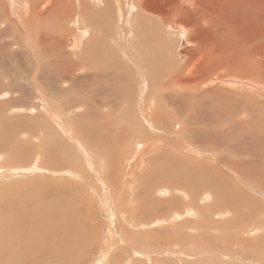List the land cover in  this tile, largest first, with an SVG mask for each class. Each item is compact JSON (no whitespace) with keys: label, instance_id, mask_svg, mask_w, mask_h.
I'll list each match as a JSON object with an SVG mask.
<instances>
[{"label":"rangeland","instance_id":"374dc122","mask_svg":"<svg viewBox=\"0 0 264 264\" xmlns=\"http://www.w3.org/2000/svg\"><path fill=\"white\" fill-rule=\"evenodd\" d=\"M30 1L34 3H31V6L36 5L37 8H48L49 6V4H46L47 0ZM65 1L66 5H69L70 3L74 4V0ZM78 1L81 0H77L76 3ZM85 1L93 3V0ZM164 1L151 0V3L154 4L153 7L162 6L160 3H163ZM121 2L122 4L128 2L127 4L130 3L132 7L134 6L131 0H121ZM193 2L195 7L196 5L198 6L196 7L198 10L195 8V10H192L195 13L198 12L196 18H193L190 13L191 18L196 24L193 33L190 36L194 42L193 40L191 41L187 37H184L178 27L173 29L170 26H167L164 31H167L168 35L162 33L163 37L159 34L153 36L156 34V31H152V34H150L147 29L154 28V23L150 24L149 27V25L143 23L144 20L141 18L138 20L134 18L132 20V24L135 20L137 21L138 27L137 25L135 27L134 24L133 26L136 28L137 33L139 32V34H142L141 38L140 36H137V38H139V43L143 44V50H145L143 55L144 58H148L145 62L151 63V65L148 63L147 69L144 70L149 73L147 77L150 76V78L143 82L139 80L140 75L137 76L138 74L135 73L134 70L131 73L128 71V68L131 70L134 62L129 63L130 61L126 60L125 63L119 56L120 54L123 55L125 53L123 51L122 53L120 52L121 48L125 45L121 44L124 46L120 45V47H118V45H113V43L105 44L104 39H101V37L97 35L102 25L96 23L93 24L92 21L87 22L83 18L81 20L80 16L75 11L72 12V15L69 14L70 7L74 5L66 7L68 14H65V17L68 24L65 28H62L51 19L37 16L34 10L31 9L32 12L29 11V4L24 6L25 0H3L2 10L3 12H9L12 20L18 19L14 15L15 12L12 11L14 8H17L20 14L23 13V18L27 17L25 26L29 24L30 21L28 19L31 16V32L32 30L39 31L43 27V29H47L48 32L52 30L50 32L52 33L51 36L57 37V39L61 40L60 43H56L55 40L46 42L45 44L46 47H48L47 49H49V54L46 57L45 54L43 56L51 60V62L54 61L56 66H58V70L59 68L63 69L60 70L63 77L69 78L71 75L72 77H77L75 80L76 83L74 82L72 84L69 80L64 79L66 82L69 81V83L61 84L63 90L66 91L57 95L60 100L58 103L62 108L57 105L55 108L58 113L62 114V119L67 122L68 125L72 124L75 126L80 123H86L87 132L90 131L91 128L89 129V127H92V124L93 127H107L105 130H116L119 142L114 145V143L110 141L104 144V146H100V143L95 140L93 142H97L100 146V148H97V143L94 144V147V145L92 146V144L88 142L91 146L88 147L87 145L89 144L86 145V141L84 142V145L86 148H91V151L87 149V153L84 149V153H81L68 136H66L67 134L60 129L61 127L59 126L60 124L58 121H54L56 119H53L52 117L47 118V109L44 108V110L42 107L44 102L45 104L48 101H51L53 104L55 103L57 100L55 92L52 93L49 90L46 92L44 91L46 97H42L40 92H36L35 90H33V93L31 92L30 96L23 95L18 90V80L14 84L17 87V89L16 87L14 89L18 91L13 89V92L10 88L8 89L9 91H6V86L9 87L8 82L10 79L0 78V103L3 104L7 102V99L9 100L13 98L18 100L15 102L17 103L16 106L29 107L27 110H19L15 112L4 108L6 106L8 107V105L4 104L2 105V108L5 110L1 109L0 111L2 112L1 115L7 119L9 118V120L12 119L11 121H17L16 123H7L8 125L0 124V142L3 141V146H0V225H4L6 219L16 220L15 225L8 226V229H4V232H0V264H20L21 262L22 264H36L37 260H41L45 255H48L45 253L39 259L34 260H31V256H25L24 260L23 256L25 255V252L23 250L15 251L10 244L12 236L15 237L19 232L21 235L24 234L26 236H31V234H34V230H30V223L32 226H34L35 223L40 226L42 223L46 224L49 219H56L55 217H51L53 205H57L56 207L58 208L56 209L64 208L63 205L67 206L68 204H70L68 207L75 206V203L70 202V199L73 198L75 199V202L77 200V207L75 206L74 208L78 211L76 209L74 210L80 218L79 220L83 222V226H88L86 229L87 233L83 234V241L80 240L77 243L72 244L71 248H74L70 249L74 254L69 250V255L66 258L61 257L59 261H55L56 258L48 257L46 260L44 259L45 264L59 262L61 264H115L117 261L122 260H125L126 262L129 258H132L133 261L137 259L136 261L138 262H136V264H153L156 258V261L159 262V264H264V0H230L229 2L225 0V3H222L223 5L214 0H193ZM187 5L188 4L186 3V6ZM136 8L133 7V11L131 10L132 15L137 12L134 11ZM166 8H168L167 5L165 9ZM122 11L123 9L121 11L113 9V12L117 13ZM24 12H26V14ZM199 14L207 15V17H205L206 15L204 16L205 21L198 22L197 17L200 16ZM216 16L217 19L215 20L214 18ZM220 16L222 18H220ZM3 17L4 15L0 13V31L4 30L2 37H0V45H2L4 40L6 41L5 43H9V46L6 48L7 52L24 51L25 46L21 47L20 43L16 44L17 41H23L20 35L21 33L19 34L18 29L13 25V21H10L11 18L8 19L7 17ZM86 17L90 18L89 14H86ZM4 19H8L9 21ZM218 20H221L222 22H219ZM21 22L22 19L20 18V22L17 21V24L21 26ZM170 23L182 25L185 28L187 27L176 19L172 20ZM224 23L227 24V26H225ZM86 24L91 26V28L93 27V29H96L95 32L97 33L90 40V48L88 47L87 49L89 53L91 52L89 59H93L96 66H94L92 70L80 71V73L76 75L74 67L79 64L83 65L86 62L80 63L77 59V53L80 52V49L76 53L78 45H76L77 41L75 37L80 33L79 28L84 27ZM108 24L111 25L110 28L117 29L113 26L116 23ZM217 24L220 25V27ZM139 25L141 27H139ZM129 27L126 25L125 29H128ZM49 28L52 29L49 30ZM121 30L124 34V28L121 27ZM143 30H146L145 33H143ZM69 32L70 34L68 37ZM71 32L73 33L71 34ZM164 35L168 36L169 39L165 38ZM119 36L120 37L117 38L123 40V35L120 34ZM124 36L125 42L129 43L130 39L128 35L126 34ZM161 38L166 39V41L168 40V44L164 45V50L158 49V44L160 43ZM63 39L66 40L62 41ZM70 40H74V43H70ZM204 40L209 41L210 45L216 48V59L218 61L217 66L213 67V71L209 70L208 72L201 74V76L198 72L194 75L197 77L199 75L198 78L203 76L202 78L206 80L205 84H203L204 86L193 87L192 89L183 91L178 90L171 85L169 87L162 85L163 80H167L176 68L178 69V67L184 66V68L186 67L185 69H188L194 63L195 56H193V51L202 49L205 46L202 44L205 42ZM199 41H202V43L198 44ZM42 44V41L35 39V47H41ZM96 44H98L97 47L99 48V54L97 56H92L94 55L92 47H95ZM106 45L114 46L112 51L113 54H111L112 52L109 50H106V52H108V56H114L111 61L113 60L115 63L113 62L110 64V61H106L108 58L103 55L105 51L104 46ZM50 47H54L55 49L52 48L51 50ZM60 49L63 51L61 52ZM188 51H190V53H187ZM69 54H73L75 58L68 63L69 66L66 67L64 61L67 60L66 56L70 57ZM31 56V58H35L38 54L35 56L31 52ZM21 58L22 57L20 56V59ZM178 60H180V65L177 64ZM222 65L223 69L221 70ZM110 66H115V68H110ZM245 66L251 68L253 75L243 76L241 74H234L236 70L244 68ZM96 67L104 68L105 71L98 74ZM227 70H229V73ZM50 71L58 73L53 67H50ZM119 72L120 74H118ZM209 72L212 74H208ZM92 74H94L93 80H89L87 75ZM188 74L191 73L189 72ZM152 77L155 80L154 82ZM22 81L23 83H21ZM22 81L20 82L21 84H24V82L27 83L26 80ZM28 84L29 81L25 85L28 86ZM4 85L6 86L4 87ZM182 92L188 93L182 94ZM14 95H18V98L21 96L20 99H22L23 102L21 103V101L17 97L15 98ZM63 96H65V98ZM176 98L179 99L176 100ZM107 100L110 101V103H106ZM34 105H38V107H35ZM150 107L153 110L159 111V115L163 119L161 120L160 118L158 122L160 121L162 124H157L152 120L153 123L149 125L147 121H145L143 115L150 117ZM109 108H113L111 112ZM42 109L45 112H43ZM56 110H53L55 115ZM3 111L6 112L4 113ZM12 112L14 113L10 114ZM48 112L50 113L51 111ZM86 112L89 116L83 118ZM36 114L40 117L35 116ZM8 115L11 116L9 117ZM41 116L42 120L40 121L39 119H41ZM110 118L112 121H110ZM54 123L57 124L55 125ZM11 124L15 125L12 130L15 135L10 138L7 136L6 130L8 129V126H12ZM51 124L54 125L59 134H61V137L59 136V138L55 139L56 141H59L56 142L58 145L49 136L52 134L50 127L55 129ZM89 124H91V126ZM143 124H145V126H143ZM17 126L22 128L17 129ZM38 127L39 129H37ZM181 127L184 129H180ZM1 131L5 133V137L2 136ZM35 132L37 134H35ZM118 132L120 134H118ZM27 134L30 135V139H28L29 137L27 138ZM81 134L83 135L84 133L81 132ZM16 135L17 137L14 138ZM36 135L42 137L41 141L46 143L49 142L48 144L52 149H49L48 156L40 154L42 148L38 147V143L41 141L38 142L37 138L31 139V137ZM86 135L87 137L89 136L85 132L84 139L86 138ZM2 138H4V140ZM82 139L83 137L79 138L80 141H82ZM84 139L83 141H85ZM157 142L158 145H160L159 150L162 152L163 150H165V152L167 151V156L170 158L181 159L182 154L185 153L194 161L193 166L198 167V173L202 174V176L199 174L194 175L197 179V182L194 184L199 187L197 191L200 192L195 190V192L191 193L188 189L183 190L181 188L178 189V187L169 186L168 184L170 183L158 178V176L150 175L151 179H149L151 169L155 168L154 166L160 167L162 163L169 167L168 171L163 172L165 176H173L175 170L182 171L184 169V166L182 165L183 163L171 164L169 162H164L162 155H159L160 158L156 159V163L151 165L152 160L157 156V152H155L156 147L149 153L144 154V160H141L142 155L140 153H145L151 148L150 145L155 144L154 146H156ZM138 143H142L143 147H137ZM23 146H27L26 149ZM144 147H146L147 150ZM99 149H102V151ZM103 149H105L106 154L103 153ZM137 149L140 150L139 154H135ZM171 149L174 150V152H172ZM65 150L67 151L65 152ZM89 158L92 159L96 166H88L90 165ZM219 160H221V162H215ZM110 162L113 164L111 165ZM187 163L184 164L188 165ZM215 163L218 167L214 165ZM178 165L180 167H178ZM65 171H67V173ZM96 171L98 172L97 175H95ZM118 171L119 173L112 177L113 180L116 178V181L113 182L118 189L125 188L124 193L130 192L126 193V200L129 202L131 201L136 208L144 201L143 199V201L138 204V198H146V194L151 196V200H153L152 195H156L159 199L164 201L168 200L165 203H170V205L166 206V204L160 203L161 205H159L158 210L156 209L157 212L155 210V213L153 214L154 219L148 221L144 220V223L140 219H136L139 223L135 219H129L127 215V220L118 219L117 211L113 214L114 218H111L109 208L110 202L105 199L109 198V196H107L108 192H111L110 198L114 195L111 191L113 189H109L106 183L105 187H103L99 183L100 180L98 177H104L108 182L109 178L112 176L111 173L116 174ZM210 171H213V173ZM204 173L207 175L210 173L211 176L216 178H213L216 182L215 186H212L211 188L205 186L208 184H205L202 181L204 179ZM121 174L123 176H121ZM59 175L60 177H58ZM76 175L80 178H77L78 176L76 177ZM117 176L119 177L117 178ZM197 176H199L200 180ZM124 178L126 180L125 187L122 186ZM223 178L224 180H221ZM132 179L136 182L130 184L129 180ZM145 179H148L149 186L151 187H149V190L147 191L148 193H143L146 191V186L143 184L146 181ZM217 180L219 183H217ZM200 182H203L201 186L203 185L206 188V191L205 188L202 187L204 190L203 192L200 187ZM187 185L189 186V184ZM62 186L66 189L69 188L70 190L68 189L66 191ZM99 187H101V189H98ZM175 188L177 189L175 190ZM212 188H214V191ZM36 189L39 191L38 193H36ZM142 190L143 192H141ZM132 191L135 193L133 194ZM136 191L138 192L136 193ZM211 192L215 193L212 194ZM190 193L194 195L191 199L189 198ZM28 195L29 199H32L33 201L26 199ZM218 197H220V200H216L217 204L214 201ZM177 198H179L180 201L175 200ZM170 199L172 200L170 201ZM173 200L175 201L173 202ZM203 200L205 204L203 203ZM36 201H38L37 203L39 204H37ZM211 201L215 203H213L214 206H212ZM149 202L148 204L146 203V207L147 205H152V203ZM189 203H191L190 207L192 208L189 217L180 218L178 214L184 213V208L188 207L187 204ZM114 206H116L115 202L113 208ZM175 208H177V210ZM193 208L197 209L194 211ZM204 208H208L210 211L205 214L206 210H204ZM13 211L16 213L12 218L5 216L7 212L13 213ZM21 211L25 213V216ZM19 213L21 215H19ZM177 215L178 219H176ZM3 216L6 218L3 219ZM29 218L31 219V222ZM42 227L43 226H40V228ZM27 229L29 232H26ZM5 235L10 236L9 241L3 239L6 237ZM130 242L133 243V246ZM80 244H82L80 246L81 248L79 247ZM113 247L114 249H111ZM148 248H150L149 251H147ZM66 250L68 251V249ZM110 250L112 253H109ZM26 253L30 254L31 252ZM191 257L194 258L191 259ZM14 258L18 259L15 260ZM157 262H155V264ZM116 264H118V262Z\"/></svg>","mask_w":264,"mask_h":264},{"label":"bare ground","instance_id":"6f19581e","mask_svg":"<svg viewBox=\"0 0 264 264\" xmlns=\"http://www.w3.org/2000/svg\"><path fill=\"white\" fill-rule=\"evenodd\" d=\"M46 1V0H45ZM76 1L77 0H74L73 2H74V4H72V3H70L69 5H66V1L65 0H47V3L46 4H49V6H48V8H44V7H40V8H37L36 7V5H32L31 6V3L32 4H34L33 2H31L30 0H25V4H24V6L26 5V4H29V11H31V9L32 10H34L35 11V13H36V15L37 16H39V17H45V18H48V19H51L52 21H54L56 24H58V25H60L62 28L64 27H66L67 26V24H68V22L66 21V17H65V14H68L67 13V10H66V7H70L71 5H74V6H71L70 7V15H72V12L73 11H75L79 16H80V18H81V20H82V18L85 20V21H87V22H93V24H99V25H102L101 27H100V29H99V32H98V34L95 32V30L96 29H93V27L91 28V26H89L88 24H86L84 27H81V28H79V31H80V33L75 37L76 38V41H77V44L76 45H78V49L76 50V53H77V51L80 49V52H78L77 53V55H78V60H79V62L80 63H85V64H79V65H77V66H75L74 67V71H75V74L77 75L78 73H80V71H85V70H92L93 68H94V66H96V63H95V61L93 60V59H89V57L91 56L90 54H91V52L89 53L88 51H87V49H88V47H89V45L91 44V42H90V40L92 39V37L95 35V34H97L99 37H101V39H104V41H105V44H111V43H113V45H118V47H120V45L121 44H124V45H121V46H124V47H122L121 48V50H120V52L122 53V51L123 52H125L123 55L122 54H120L119 56H120V58H121V60H123L124 62L126 61V60H128V61H130L129 63H133V67H131V70L128 68V71H129V73H131L133 70H134V72L135 73H137L138 75L137 76H139V80H141V81H143V82H145V81H147V80H149V78H150V76L149 77H147V75L149 74V73H147V71H144L145 69H147V65H148V63L149 62H145V61H147V59H145L144 58V51L145 50H143V44H141V43H139V41H138V39L139 38H137V36H140V38H141V35L142 34H139V32L137 33V31H136V25H137V21L136 20H138L139 18H141V19H143L144 20V22L143 23H145V25H149V27H150V24H153L154 23V25H155V27L154 28H148L147 30H149L148 32H150V34H152V31H156V34H154L153 36H156V35H160L161 37H163L162 36V33H165V34H167V31H164L165 30V28L167 27V26H170L171 28H173V29H175V28H179L180 30H181V34L182 35H184V37H187L189 40H193V39H191L190 38V36H191V34L193 33V30H194V28H195V21L191 18V15H192V17L193 18H196V16H197V14H198V12L197 13H195V12H193L192 10H198V8H196V7H198L197 5H196V7L194 6V2H196V1H194L193 2V0H166V1H164V0H161V2L162 1H164L163 3H160L162 6H154L153 7V3H151V0H131V2L134 4V8H136V9H134V11H137L134 15H132V12H131V10L133 11V7L130 5V3L129 4H127V3H125L124 2V4H122V2H121V0H93V3H89V2H87V1H85V0H81V1H78L77 3H76ZM198 1V0H197ZM203 1V0H202ZM214 1H218V2H220L221 4L222 3H225V0H214ZM228 2L230 1V0H227ZM2 2H3V0H0V13L2 14V15H4V17L3 18H5V17H7L8 19H10L11 18V15L9 14V12H3V10H2ZM40 3V2H39ZM158 3V2H157ZM186 3L188 4L187 6H186ZM199 3V2H198ZM196 4V3H195ZM166 5L168 6V8H166L165 9V7H166ZM199 5V4H198ZM214 5V4H213ZM223 5V4H222ZM217 6V5H216ZM219 6H220V4H219ZM84 7V8H83ZM201 7V6H200ZM205 7V6H204ZM210 7V6H209ZM213 7V6H212ZM195 8V9H194ZM215 8V7H214ZM230 8V7H229ZM236 8V7H235ZM245 8V7H244ZM113 9H115V10H117V11H121L122 9H123V11L122 12H113ZM217 9V8H216ZM219 9V8H218ZM25 10H26V8H25ZM209 10V9H208ZM211 10H214V9H211ZM222 10V9H221ZM231 10V9H230ZM12 11H14L15 13H14V15H15V17L16 18H18L17 20H12V18L10 19V21H13V25H15V28L16 29H18V32H19V34L21 35V37H22V39H23V41H21V42H18L17 41V43L16 44H18V43H20V45H21V47L22 46H25V49H24V51H16V52H12V51H10V52H7V50H6V48L9 46V43H5L6 41H4L3 40V42H2V45H0V55H1V58H0V78H2V79H6V78H8V80H9V87L8 86H6V85H4V87L6 86V91H9L8 89L10 88V89H12L11 91H13V89L16 87L14 84L17 82V80H18V84H19V86H18V90L23 94V95H31V92L33 93V90H35L36 92L38 91V92H40V95L42 96V97H46V95H45V93H44V91L46 92L47 90H49L50 92H55L56 93V95H55V97H56V101H55V103L53 104V103H51V101H48L46 104H45V102H44V104H42V102H41V104L43 105L42 107H43V109L45 108V109H47L48 111H51L50 113L46 110V114H48L47 115V118H53V119H56V120H54V121H58V123L60 124H58L61 128V130H63L67 135L66 136H68V138L71 140V142H73L74 144H75V146L79 149V151L81 152V153H84L83 152V150L85 149L86 150V152L88 153V150L87 149H89V148H86L85 147V145H84V142H86V145L87 144H89L88 142H90V144H92V146L94 145V144H96L97 142L98 143H100V146H104V144H106V143H108V142H112V143H114V145L115 144H117L118 142H119V140H118V138H117V131L115 130V131H112L111 129H109V130H105L106 128L104 127V128H97V127H93V124H92V127H89V129H90V131H88L87 132V129H86V127H87V124L86 123H80V124H78V125H72V124H70V125H68L67 124V122H65L63 119H62V114H60V113H58L57 112V110H56V105L58 106V107H61V105L58 103L60 100H59V96H57V95H60L62 92H65L66 90H63V88L61 87V84L62 83H69V81H70V83L72 84V83H74L75 82V80H76V78L77 77H75V76H73L72 77V75L71 76H69V78L68 77H63L62 76V72H60V70H63V69H61V68H59V70L57 69V67L58 66H56V63H54V61H52L51 62V60H49L48 58H45L48 54H49V49H47L48 47H46V42H48V41H51V40H55L56 41V43H60V41L61 40H59V39H57V37H54V36H51V34L52 33H50L52 30V28L50 29L49 28V30H51L50 32H48V30L47 29H43V27H42V29L41 30H39V31H33L32 30V32H31V20H32V18H31V16H30V18L28 19L30 22H29V24H27L26 26H25V22H26V20H27V17H25V18H23L22 17V15H23V13L22 14H20L19 13V10L17 9V8H14ZM27 11V10H26ZM216 11V10H215ZM32 12V11H31ZM206 12V11H205ZM208 12H210V11H208ZM212 12V11H211ZM25 14H26V12H24ZM28 13V12H27ZM190 13H191V15H190ZM12 14H13V12H12ZM86 14H89V17L90 18H87L86 17ZM212 14V13H211ZM216 14V13H215ZM5 15H7V16H5ZM74 15V14H73ZM200 16L199 17H197L198 18V22H200V21H205V17H207V15L206 14H199ZM206 15V16H205ZM24 16V15H23ZM28 16V15H27ZM34 16V15H33ZM75 16V15H74ZM205 16V17H204ZM219 16V15H218ZM249 16V15H248ZM251 16V15H250ZM15 18V19H16ZM20 18L22 19V25L20 26L19 24H17V21L18 22H20ZM34 18V17H33ZM70 18V17H69ZM134 18H136V20L133 22V24L135 25V27L133 26V24H132V20L134 19ZM220 18H222L221 16H220ZM219 18V19H220ZM8 19H4V20H8ZM37 19V18H36ZM39 19V18H38ZM103 19V20H102ZM174 19H176L178 22H181V23H183V24H185L187 27L185 28V27H183L182 25H177V24H172V23H170L172 20H174ZM207 19V18H206ZM215 20L217 19V16L214 18ZM102 20V21H101ZM208 20V19H207ZM252 20V19H251ZM9 21V20H8ZM36 21H38V20H36ZM209 21V20H208ZM219 22L221 21V20H218ZM7 22V21H6ZM78 22V21H77ZM212 22H213V19H212ZM222 22V21H221ZM232 22V21H231ZM251 22V21H250ZM34 23V22H33ZM50 23V22H49ZM108 23H111V24H114V23H116V24H114L113 26L115 27V28H117V29H113V28H110L111 27V25H109ZM131 23V24H130ZM38 24V23H37ZM211 24V23H210ZM220 24V23H219ZM225 24V23H224ZM12 25V24H11ZM75 25V24H74ZM82 25H83V23H82ZM81 25V26H82ZM126 25H128V29H125V26ZM218 25V24H217ZM223 25V24H222ZM8 26H9V23H8ZM152 26V25H151ZM161 26H164V27H161ZM219 27H220V25H218ZM217 26V27H218ZM224 26V25H223ZM225 26H227V24H225ZM224 26V27H225ZM231 26V25H230ZM36 27V26H35ZM80 27V26H79ZM121 27L122 28H124V34L122 33V30H121ZM137 27H138V25H137ZM139 27H141L140 25H139ZM196 27H198V26H196ZM7 28V27H6ZM60 28V27H59ZM210 28V27H209ZM231 28V27H230ZM92 29V30H91ZM201 29V28H200ZM216 29V28H215ZM218 29V28H217ZM63 30V29H62ZM65 30V29H64ZM138 30V29H137ZM203 30V29H202ZM221 30V29H220ZM4 31V30H3ZM3 31H0V37H2V33H3ZM67 31V30H66ZM66 31H65V34H66ZM69 31H70V29H69ZM144 31V30H143ZM146 31V30H145ZM145 31L143 32V33H145ZM199 31H201V30H199ZM68 32V31H67ZM62 33V32H61ZM60 33V34H61ZM63 33H64V31H63ZM73 32H71V34H72ZM18 34V33H17ZM69 34H70V32L68 33V37H69ZM120 34H122L123 35V40H121L120 38H117V37H120L119 35ZM128 35V37H129V39H130V42L129 43H127V42H125V36L124 35ZM139 34V35H138ZM147 35V34H146ZM168 35V34H167ZM204 35V34H203ZM6 36H7V34H6ZM56 36H59V35H56ZM165 36V38H167V39H169L168 38V36H166V35H164ZM11 37V36H10ZM67 37V36H66ZM114 37H116V38H114ZM142 37H144V36H142ZM147 37V36H146ZM98 38V37H97ZM114 38V39H113ZM145 38V37H144ZM7 39H8V36H7ZM35 39H37V40H39V41H42L43 42V44H42V46L41 47H35V45H34V41H35ZM88 39V40H87ZM113 39V40H112ZM116 39H118V40H116ZM143 39V38H142ZM148 39V38H147ZM197 39V38H196ZM205 39V38H204ZM237 39V38H236ZM64 40H66V39H63L62 41H64ZM69 40V39H68ZM67 40V41H68ZM112 40V41H111ZM98 41V40H97ZM144 41V40H143ZM168 41V40H167ZM166 41V39H164V38H161V40H160V43L158 44V49H161V50H164V45H167L168 44V42ZM205 41V40H204ZM37 42V41H36ZM52 42H54V41H52ZM51 42V43H52ZM70 43H74V40H70L69 41ZM193 42H194V40H193ZM38 43V42H37ZM69 43V44H70ZM97 43V42H96ZM146 43V42H145ZM199 43H202V41H199L198 42V44ZM63 44V43H62ZM203 45H205L202 49H200V50H194L193 52V56H195L194 57V63L188 68V69H185L184 68V66H180V67H178V69L176 68L175 70H174V72H173V74L172 75H170L169 77H168V79L166 80V79H164L163 80V82H162V85H164L165 87L167 86V87H169L170 85L173 87H175V88H177L178 90H183V91H187V90H189V89H192L193 87H199V86H201V87H203L204 85L203 84H205V82H206V80L204 79V78H198L199 77V75H198V77L197 76H194L197 72L200 74V76H201V74H204V73H206V72H208L209 70H211V71H213L214 70V66H217V64H218V61H217V59H216V57H217V50H216V48L214 47V46H211L210 45V43H209V41H205L204 43H202ZM65 45V44H64ZM101 45V44H100ZM195 45V44H194ZM14 46V45H13ZM37 46H38V44H37ZM54 46V45H53ZM93 46V45H92ZM98 46V44H96L95 45V47H92V50H93V54L94 55H92V56H97L98 54H99V48L97 47ZM31 47H32V49H31ZM56 47H58V46H56ZM113 47L114 46H110V45H106V46H104V48H105V51H104V56H107L106 58H108L106 61H110V64L111 63H113L114 61L112 60L111 61V59L112 58H114V56L112 57V56H108L109 54H108V52H106V50H109V51H113ZM51 48V47H50ZM52 48H54V47H52ZM52 48H51V50H52ZM73 48V47H72ZM90 48V47H89ZM101 48V47H100ZM110 48V49H109ZM9 49V48H8ZM55 49V48H54ZM63 49V48H62ZM226 50V49H225ZM55 51V50H54ZM60 51L62 52L63 50H61L60 49ZM101 51V50H100ZM31 52L36 56V54H38V56L37 57H35V58H31L32 56H31ZM51 52H53V51H51ZM164 52H166V51H164ZM232 52V51H231ZM69 53V52H68ZM177 53V52H176ZM187 53H190V51H188ZM45 54V57L43 56ZM53 54H55V53H53ZM67 54V53H66ZM111 54H113V52L111 53ZM156 54V53H155ZM167 54V53H166ZM219 54V53H218ZM225 54V53H224ZM64 55V54H63ZM178 55V54H177ZM226 55V54H225ZM20 56L22 57L21 59H20ZM69 56L70 57H67L66 56V58H67V60H65L64 61V64L66 65V67H68L69 65H68V63H70L71 61H73V59L75 58L74 56H73V54L72 55H70L69 54ZM236 56V55H235ZM56 57V56H55ZM126 57H127V59H126ZM62 58H63V56H62ZM95 58V57H94ZM237 58V57H236ZM26 59V60H25ZM118 59V58H117ZM136 59V60H135ZM221 59V58H220ZM81 60V61H80ZM150 60V59H149ZM57 61V60H56ZM123 62V63H124ZM226 62V61H225ZM115 63V62H114ZM126 63V62H125ZM125 63H124V65H125ZM153 63H154V61H153ZM158 63V62H157ZM180 63V60H178L177 61V64H179ZM150 65H151V63H149ZM180 65V64H179ZM183 65V64H182ZM100 66H102V65H100ZM104 66V65H103ZM50 67H53L54 69H55V71H57L58 73H56V72H51L50 71ZM60 67H62V66H60ZM66 67H65V69H66ZM114 68H115V66H113ZM113 67H111L110 66V68H113ZM237 67V66H236ZM235 67V68H236ZM153 68V67H152ZM211 68H213V69H211ZM107 69V68H106ZM149 69V68H148ZM220 69V68H219ZM219 69H218V71H219ZM223 69V65H222V68H221V70ZM225 69V68H224ZM227 69H229V68H227ZM232 69V68H231ZM96 70H97V72H98V74H101V72H103V71H105V69L104 68H101V67H99V68H97L96 67ZM112 70V69H111ZM217 70V69H216ZM73 71V70H72ZM107 71H108V69H107ZM113 71V70H112ZM115 71V70H114ZM157 71V70H156ZM210 71V72H211ZM228 71V73H229V70H227ZM191 73V74H188V73ZM210 72L208 73V74H210ZM220 72V71H219ZM226 72V71H225ZM82 73V72H81ZM94 73V72H93ZM192 73H194V74H192ZM233 73V72H232ZM253 72H252V70H251V68H249V66H245L244 68H241V69H238V70H236L235 71V73L234 74H241V75H243V76H248V75H253L252 74ZM118 74H120V72L118 73ZM134 74V73H133ZM153 74V73H152ZM175 74V75H174ZM212 74V73H211ZM210 74V75H211ZM223 74V73H222ZM115 75V74H114ZM178 75H181V76H178ZM88 76V78H89V80H93V76H94V74H92V75H87ZM98 76V75H97ZM116 76H118V75H116ZM115 76V77H116ZM183 76H185V77H183ZM206 76V75H205ZM208 76V75H207ZM257 77H258V75H257ZM167 78V77H166ZM208 78V77H207ZM64 79H67V80H69L68 82H66V81H64ZM85 79V78H84ZM117 79H119V78H117ZM152 79H153V77H152ZM260 79V78H259ZM264 79V78H263ZM7 80V81H8ZM22 80H26L27 81V83H28V81H29V84H28V86H26L25 84H27V83H25L24 82V84H21V83H23V81ZM247 80V79H246ZM22 81V82H21ZM78 81V80H77ZM155 80L153 79V82H154ZM209 81V80H208ZM4 82V81H3ZM21 82V83H20ZM92 82V81H91ZM2 83V82H1ZM7 83V84H8ZM76 83V82H75ZM86 84V83H85ZM113 84V83H112ZM251 84V83H250ZM79 85V84H78ZM118 86V85H117ZM246 86V85H245ZM253 86V85H252ZM8 87V88H7ZM78 87V86H77ZM171 87V88H172ZM71 88H72V86H71ZM16 89H17V87H16ZM16 89H14V90H16ZM79 89V88H78ZM122 89V88H121ZM18 90H16V91H18ZM80 90V89H79ZM171 90V89H170ZM210 90V89H209ZM11 91H10V93H11ZM16 91H15V93H16ZM165 91V90H164ZM172 91V90H171ZM170 91V92H171ZM14 92V91H13ZM167 92V91H166ZM99 93H101V92H99ZM136 93V92H135ZM134 93V94H135ZM167 93H169V92H167ZM175 93V92H174ZM188 92H182V94H187ZM2 94V93H1ZM129 94V93H128ZM173 94V93H172ZM178 94V93H177ZM18 96V95H17ZM17 96H15L14 95V97L16 98ZM62 96V95H61ZM66 96V95H65ZM65 96H63L64 98H65ZM167 96V95H166ZM28 97V96H27ZM87 97V96H86ZM115 97V96H114ZM165 97V96H164ZM179 97V96H178ZM183 97V96H182ZM181 97V98H182ZM18 98V97H17ZM21 98V96L18 98L20 101H21V103L23 102L22 101V99H20ZM66 98H67V96H66ZM109 98V97H108ZM127 98V97H126ZM135 98V97H134ZM150 98V97H149ZM188 98V97H187ZM186 98V99H187ZM28 99V98H27ZM49 99H50V97H49ZM68 99V98H67ZM131 99V98H130ZM152 99V98H151ZM173 99V98H172ZM175 99V98H174ZM179 99V98H178ZM177 98H176V100H178ZM183 99H184V97H183ZM53 100V99H52ZM111 100V99H110ZM16 101H18V100H16V99H13V98H11V99H7V102H5V103H0V111H1V109H3L2 108V105H4V104H6V105H8V107L6 106V107H4V108H7V110H12V111H19V110H27V109H29V107H25V106H16L17 105V103H15ZM42 101H44V100H42ZM106 101V100H105ZM122 101V100H121ZM29 102H31V101H29ZM40 102V101H39ZM110 103V101H108L107 100V102L106 103ZM173 102V101H172ZM19 103V102H18ZM35 103H36V101H35ZM81 103V102H80ZM128 103V102H127ZM169 103H170V101H169ZM177 103H179V102H177ZM238 103V102H237ZM37 104V103H36ZM39 104V103H38ZM62 104V103H61ZM83 104V103H82ZM82 104H80V105H82ZM89 104H91V103H89ZM111 104H112V102H111ZM114 104V103H113ZM189 104V103H188ZM10 105V106H9ZM92 105H94V104H92ZM119 105V104H118ZM16 106V107H15ZM35 107L37 106L38 107V105H34ZM66 106V105H65ZM105 107H107V106H105ZM111 107V106H110ZM228 107V106H227ZM62 108V107H61ZM114 108V107H113ZM113 108H109L110 109V112H111V110L113 109ZM151 108V107H150ZM33 109V108H32ZM42 109V111L43 112H45L44 110ZM129 109V108H128ZM131 109V108H130ZM3 110H5V109H3ZM6 110V111H7ZM53 110H56L55 112H56V115H55V113H54V111ZM64 110H65V108H64ZM98 110V109H97ZM135 110V109H134ZM137 110V109H136ZM146 110V109H145ZM5 111V112H6ZM38 111V110H37ZM61 111V110H60ZM4 112V111H3ZM4 112V113H5ZM33 112H34V110H33ZM71 112H72V110H71ZM147 112V111H146ZM254 112V111H253ZM14 112H12V113H10V114H13ZM23 113V112H22ZM42 113V112H41ZM62 113H63V111H62ZM2 114V112H0V124H6V125H8L7 123H16L17 121H15V120H13V121H11V120H9V118L7 119L6 117H4V116H2L1 115ZM40 114V113H39ZM43 114V113H42ZM64 114V113H63ZM108 114V113H107ZM113 114V113H112ZM149 114H150V117H148V116H145V115H143L144 116V118H145V121H147V123L149 124V125H151L153 122H152V120L153 121H155L157 124H162V122H158V120L161 118V120L163 119L162 117H160V115H159V111L158 110H153L152 108H151V111H149ZM9 116V115H8ZM11 116V115H10ZM9 116V117H10ZM35 116H39L38 114H36ZM45 116V115H44ZM64 116V115H63ZM85 116H89V114L86 112L85 113V115L83 116V118L85 117ZM40 117V116H39ZM94 117H96V116H94ZM101 117V116H100ZM109 117V116H108ZM113 117V116H112ZM67 118V117H66ZM71 118V117H70ZM82 118V119H83ZM23 120V119H22ZM28 120V119H27ZM40 121L42 120V116H41V119H39ZM48 121V120H47ZM53 121V122H54ZM73 121V120H72ZM110 121H112L111 120V118H110ZM133 121V120H132ZM257 121V120H256ZM25 122V121H24ZM34 122H35V120H34ZM39 122V121H38ZM50 122V121H49ZM49 122H47V123H49ZM52 122V123H53ZM126 122V121H125ZM51 123V122H50ZM27 124V123H26ZM44 124V123H43ZM55 124V123H54ZM57 124V123H56ZM55 124V125H56ZM131 124V123H130ZM10 125V124H9ZM12 125V124H11ZM29 125V124H28ZM90 126H91V124H89ZM115 125V124H114ZM190 125H191V123H190ZM4 126V125H3ZM44 126V125H43ZM51 126L52 127H54V125H52L51 124ZM98 126V125H97ZM102 126V125H101ZM143 126H145V124H143ZM182 126V125H181ZM13 127H15V125H12V126H8L7 128V132H6V134H7V136H9L10 138L13 136V135H15L14 134V132L12 131L14 128ZM50 127V126H49ZM183 127V126H182ZM180 128V129H184V128ZM17 129L18 128H22V127H19V126H17L16 127ZM31 128V127H30ZM33 128H36V127H33ZM55 128V127H54ZM116 128V127H115ZM0 129H1V126H0ZM37 129H39V127L37 128ZM145 129H146V127H145ZM232 129V128H231ZM41 130V129H40ZM50 130L52 131V134H50L49 136H50V138L53 140V141H55V143L58 141H56L55 139L56 138H59V136L61 135V134H59V132H58V130H56V128L55 129H53V128H51L50 127ZM137 130V129H136ZM21 131V130H20ZM32 131V130H31ZM38 131V130H37ZM43 131V130H42ZM50 131V132H51ZM139 131V130H138ZM41 132V131H40ZM39 132V133H40ZM81 132H83L84 134L82 135L81 134ZM85 132L89 135L88 137H87V135H86V138L84 139V135H85ZM146 132V131H145ZM1 133H2V136L3 137H5L6 135H5V133H3L2 131H1ZM31 133V132H30ZM29 133V134H30ZM184 133V132H183ZM212 133V132H211ZM35 134H37L36 132H35ZM41 134V133H40ZM47 134V133H46ZM118 134H120L119 132H118ZM30 135H32V134H30ZM30 135H26L27 136V138L30 136ZM43 135V134H42ZM37 136V135H36ZM34 136V137H31V139H36L37 138V140H38V142H40L41 140H42V137L41 136ZM202 136V135H201ZM200 136V137H201ZM17 137V135L14 137V138H16ZM20 137V136H19ZM61 137V136H60ZM82 138L83 137V139L85 140V141H83V139H82V141H80L79 140V138ZM190 137V136H189ZM26 138V137H25ZM66 138V137H65ZM3 140H4V138H2ZM18 139V138H17ZM21 139V138H20ZM28 139H30V137L28 138ZM45 139V138H44ZM49 139V138H48ZM37 140H35V141H37ZM52 140H51V143H52ZM66 140V139H65ZM95 140H97V142L95 143V142H93V141H95ZM172 140V139H171ZM46 141V140H45ZM1 142H2V144H1ZM0 142V146L2 145L3 146V141H1ZM59 142V141H58ZM199 142V141H198ZM23 143V142H22ZM27 143V142H26ZM30 143V142H29ZM49 143V142H48ZM48 143H46V142H44V141H41L40 143H38V147L40 148H42V151L40 152V154L41 155H46V156H48V153H49V149H52L51 148V146L48 144ZM50 143V144H51ZM97 143V148L99 147L100 148V146H99V144ZM36 144V143H35ZM57 145H58V143H56ZM90 144L89 145H87L88 147L90 146ZM171 144V143H170ZM51 145H53V144H51ZM70 145V144H69ZM138 146L137 147H139V148H142L143 147V144L142 143H138L137 144ZM155 145V144H154ZM154 145H150V147L151 148H149L148 150H147V146L146 147H144V148H146V152L145 153H143V152H139L140 150H136V152H135V154H141L142 156H141V160H144V154H147V153H149L150 151H152L155 147H156V150H155V152H157L156 153V157L152 160V163H151V165H153L154 163H156L155 161H156V159H158V158H160L159 157V155H162V158H163V161L164 162H169V163H171V164H178V163H183L182 165L184 166V169L182 170V171H179V170H175L174 171V175L172 176H165L164 175V173L163 172H165V171H168L169 170V167L167 166V165H164L163 163L161 164V166L158 168V167H156V166H154L155 168H153V167H150V168H153V169H151V174H149V179H151L150 178V175H153V176H158V178H160V179H162V180H166L168 183H170V184H168L169 186H173V187H178V189L179 188H181V189H188V190H190V192L191 193H193V192H195V190L197 191L198 189H199V187H197V185H195L194 183H196L197 182V179H196V177L194 176L195 174H199L198 173V167H195V166H193V164H194V161L193 160H191L190 159V157L188 156V155H186L185 153H183L182 154V158L181 159H177V158H170L169 156H167V151L165 152V150H163V152L161 151V150H159V147H160V145H158V142H157V144H156V146H154ZM172 145V144H171ZM49 146H50V148H49ZM55 146V145H54ZM74 146V147H75ZM108 146V145H107ZM25 149H26V147L27 146H23ZM70 147V146H69ZM73 147V148H74ZM75 147V148H76ZM91 147V146H90ZM94 147H95V145H94ZM111 147V146H110ZM170 147V146H169ZM34 148V147H33ZM62 148V147H61ZM71 148V147H70ZM97 148H96V150H97ZM210 148V147H209ZM1 149V148H0ZM2 149H3V147H2ZM10 149H13V148H10ZM56 149V148H55ZM91 149V148H90ZM89 149V150H90ZM167 149V148H166ZM211 149V148H210ZM37 150V149H36ZM48 150V151H47ZM60 150V149H59ZM58 150V151H59ZM77 150V149H76ZM84 150V151H85ZM93 150V149H92ZM95 150V149H94ZM100 150V149H99ZM104 150V152L103 153H105L106 154V152H105V149H103ZM169 150V149H168ZM172 150V149H171ZM190 150V149H189ZM213 150V149H212ZM47 151V152H46ZM57 151V152H58ZM61 151V150H60ZM67 150H65V152H66ZM91 151V150H90ZM100 151H102V149L100 150ZM107 151V150H106ZM143 151V150H142ZM198 151V150H197ZM204 151V150H203ZM202 151V152H203ZM46 152V153H45ZM96 152V151H95ZM98 152V151H97ZM110 152V151H109ZM172 152H174V150H172ZM177 152V151H176ZM18 153H20V152H18ZM30 153V152H29ZM43 153H45V154H43ZM93 153V152H92ZM111 153H112V151H111ZM22 154V153H21ZM28 154V153H27ZM57 154V153H56ZM171 154V153H170ZM40 155V156H41ZM173 155V154H172ZM175 155V154H174ZM39 156V157H40ZM5 157V156H4ZM106 157H107V155H106ZM102 158V157H101ZM90 159V158H89ZM109 159V158H108ZM38 160V159H37ZM130 160V159H129ZM132 160V159H131ZM39 161V160H38ZM223 161V160H222ZM22 162V161H21ZM40 162V161H39ZM53 162V161H52ZM188 162V163H187ZM216 163H218V162H221V160H219V161H215ZM89 163H90V165H88V166H90V167H94V166H96L94 163H93V161H92V159H90L89 160ZM88 163V164H89ZM111 163V162H110ZM184 163H187L188 165H185ZM214 164V165H216L217 166V164ZM113 163H111V165H112ZM198 164V163H197ZM203 164V163H202ZM31 165V164H30ZM68 165V164H67ZM110 165V166H111ZM155 165H157V164H155ZM181 165V166H182ZM199 165V164H198ZM29 166V165H28ZM37 166H38V163H37ZM205 167H207L206 165H204ZM43 167V166H42ZM72 167H73V165H72ZM112 167V166H111ZM178 167H180L179 165H178ZM210 167H211V165H210ZM218 167V166H217ZM113 168V167H112ZM41 169V168H40ZM72 169V168H71ZM116 169V168H115ZM0 170H1V166H0ZM3 170V169H2ZM38 170V169H37ZM95 170V169H94ZM113 170V169H112ZM153 170V171H152ZM209 170V169H208ZM7 171V170H6ZM49 171V170H48ZM53 171V170H52ZM71 171H73V170H71ZM106 171V170H105ZM116 171V170H115ZM213 171H216V170H213ZM213 171H210V172H212L213 173ZM66 173H67V171H65ZM65 172H63V173H65ZM69 172V171H68ZM93 172V171H92ZM150 172V171H149ZM4 173H6V172H4ZM61 173V172H60ZM97 171H96V173H95V175H97ZM119 173V171L115 174V173H111L112 174V176H111V178H109V176H108V178H109V181L107 182L106 181V179H104V177H101V176H97L98 177V179L100 180L99 181V183L103 186V187H105V183H106V185H107V187L110 189V188H112L113 190H111L112 191V193L114 194L111 198H110V195H111V192H108L107 193V196H109V198H107V199H105V200H108L109 202H110V206H109V208H110V212H111V214H110V217L112 218L113 217V214H115V211H117V214H118V219H126V215L128 216V218L129 219H140L143 223H144V220L145 221H148V220H152V219H154L153 218V214L155 213V210L157 209L158 210V207H159V205H161V204H166L165 202H167L168 200H162V199H159L156 195H152L153 196V200H151L150 198H151V196H148V194H146L147 195V197L149 198H144V197H139L138 198V204L140 203V202H142L143 201V199H144V201H143V203L142 204H140L137 208L134 206V204L130 201H128V200H126L127 199V195H126V193H130V192H126V193H124V189H118L117 188V186H116V184H114V182L113 181H116V178H115V180H113V176H115V175H117ZM215 173V172H214ZM56 174H57V172H56ZM59 174V173H58ZM72 174V173H71ZM70 174V175H71ZM172 174V173H171ZM61 175V174H60ZM60 175L58 176V177H60ZM200 176H202V174L200 173L199 174ZM215 175V174H214ZM217 175V174H216ZM73 176V175H72ZM74 176H75V174H74ZM78 175H76V177H77ZM121 176H123L122 174H121ZM125 176V175H124ZM119 176H117V178H118ZM198 178H199V176H197ZM203 177H204V179L202 180L205 184H208V185H205V186H207V187H212V186H215V184H216V182H215V180L214 179H216L215 177H213V176H211V174L210 173H208V175L206 174V173H204V175H203ZM223 177V176H222ZM52 178H54V177H52ZM77 178H80L79 176L77 177ZM214 178V179H213ZM221 178V177H220ZM49 179H51V178H49ZM61 179H62V177H61ZM81 179H83V178H81ZM135 179H137V178H135ZM156 179V178H155ZM227 179V178H226ZM104 180V181H103ZM119 180V179H118ZM146 180V179H145ZM144 180V181H145ZM199 180H200V178H199ZM221 180H224V178L223 179H221ZM59 181V180H58ZM226 181V180H225ZM64 182V181H63ZM109 182H110V184H109ZM123 184H122V186L123 187H125V182H126V180H125V178L123 179ZM132 182H136V181H133V179L132 180H129V183L131 184ZM192 184H191V183ZM202 182V183H203ZM59 183V182H58ZM61 183V182H60ZM162 183H164V182H162ZM201 182H200V187L202 188V187H204L203 185L201 186V184H202ZM217 183H219V181L217 180ZM220 183H222V182H220ZM47 184V183H46ZM51 184V183H50ZM62 184V183H61ZM144 184V186H146V191L145 192H143V190L141 191V192H143V193H148L147 191L149 190V181H148V179L145 181V183H143ZM151 184H152V182H151ZM187 184H189V186L187 185ZM28 185V184H27ZM34 185V184H33ZM118 185V184H117ZM167 185V184H166ZM187 185V186H186ZM36 186V185H35ZM38 186V185H37ZM112 186V187H111ZM143 186V187H144ZM186 186V187H185ZM193 186V187H192ZM39 187V186H38ZM50 187V186H49ZM56 187V186H55ZM62 187H64V186H62ZM91 187V186H90ZM130 187V186H129ZM24 188V187H23ZM32 188H35V187H32ZM44 188V187H43ZM42 188V189H43ZM65 188V187H64ZM151 188V187H150ZM200 188V189H201ZM205 188V187H204ZM48 189V188H47ZM53 189V188H52ZM69 189V188H68ZM68 189H66L65 188V190L67 191ZM92 189V188H91ZM98 189H101V187H99ZM127 189V188H126ZM132 189V188H131ZM144 189V188H143ZM177 188H175V190H176ZM213 189V191H214V188H212ZM37 190V189H36ZM53 190H55V189H53ZM70 190V189H69ZM72 190V189H71ZM74 190V189H73ZM128 190H130V189H128ZM202 190H203V188H202ZM202 190H201V192H202ZM211 190V189H210ZM60 191V190H59ZM75 191V190H74ZM187 191V190H186ZM205 191H206V188H205ZM220 191V190H219ZM219 191H217V192H219ZM27 192V191H26ZM32 192V191H31ZM39 191L37 190V192L36 193H38ZM71 192V191H70ZM70 192H69V194H70ZM133 192V191H132ZM138 191H136V193H137ZM162 192V191H161ZM167 192V191H166ZM166 192H164V193H166ZM197 192H200V191H197ZM203 192H204V190H203ZM202 192V193H203ZM34 193V192H33ZM60 193V192H59ZM124 193V194H123ZM135 192H133V194H134ZM163 193V194H164ZM189 194V198L191 199V197H193L194 195L193 194ZM207 193V192H206ZM212 194H214L213 192H211ZM47 194V193H46ZM52 194H54V193H52ZM68 194V195H69ZM123 194V195H122ZM174 194V193H173ZM178 194V193H177ZM201 194V193H200ZM204 195H205V193H203ZM203 194H202V196H203ZM41 195V194H40ZM49 195V194H48ZM124 195H125V198H124ZM145 195V194H144ZM208 195V194H207ZM220 195V194H219ZM47 196V195H46ZM54 196V195H53ZM56 196V195H55ZM172 196V195H171ZM201 196V195H200ZM201 196V197H202ZM217 196V195H216ZM49 197H50V195H49ZM69 197V196H68ZM72 197V196H71ZM200 197V198H201ZM207 197V196H206ZM214 197V196H213ZM221 197V196H220ZM220 197H218L217 199H215V201L214 202H216V200L218 201V200H220ZM31 198V197H30ZM54 198H56V197H54ZM58 198V197H57ZM124 198V199H123ZM181 198V197H180ZM203 198V197H202ZM26 199L27 200H32V199H29V195L26 197ZM52 199H53V197H52ZM113 199V200H112ZM210 199V198H209ZM17 200V199H16ZM60 200H61V197H60ZM72 200V201H71ZM149 200H150V202L152 203V205H147V207H146V203L148 204V202H149ZM172 199H170V201H171ZM175 200H177V201H180L179 200V198H177V199H175ZM175 200H173V202L175 201ZM207 200V199H206ZM18 201V200H17ZM33 201V200H32ZM31 201V202H32ZM41 201V200H40ZM50 201H51V199H50ZM58 201V200H57ZM69 201V200H68ZM169 201V202H170ZM223 201V200H222ZM226 201V200H225ZM38 201H36V203H37ZM70 202H72V203H75L74 205L77 207V204H76V202H77V200H76V202H75V199L73 198V199H70ZM114 202L116 203V206H114V208H113V205H114ZM149 202V203H150ZM172 202V203H173ZM182 202H184V201H182ZM191 202V201H190ZM208 202V201H207ZM212 202V201H211ZM214 202H212V206H214L213 205V203ZM46 203V202H45ZM161 203V204H160ZM203 203H204V200H203ZM217 203V202H216ZM21 204V203H20ZM29 204V203H28ZM37 204H39V203H37ZM205 204V203H204ZM215 204V203H214ZM218 204V203H217ZM222 204V203H221ZM22 205V204H21ZM45 205H47V204H45ZM70 204H68L67 206L66 205H63L64 206V208H59V209H56V208H58V207H56L57 205H53V207H52V212H51V217H55L56 219H49L47 222H46V224H44V223H42V225H40V226H43L42 228H40V226H39V224H37V223H35V225L34 226H32V224L30 223L29 224V228H30V230L32 229V230H34V234H31V236L30 235H28V236H26V235H21L20 234V232L15 236V237H13L12 236V240H11V242H10V244L12 245V247L14 248V250L16 251V250H23L24 252H25V255L23 256V259H24V257L26 256V257H29V256H31V260H34V259H39L43 254H45V253H47L48 255H45L44 256V258L43 259H41V260H37L36 261V264H45V260H46V258H56V260L55 261H59V259H61V257L62 258H66L68 255H69V250H71L72 248H74V247H72L71 248V246H72V244H74V243H77L78 241H83V234H85V233H87L86 232V229H87V225L86 226H83V222L81 221V220H79L80 218L78 217V215L76 214V212H75V210L74 209H76V208H74L75 206H71V207H68ZM81 205H82V202H81ZM168 205H170V203H167L166 204V206H168ZM190 205H191V203H189V204H187V206L188 207H185L184 208V213H179L178 215H179V217L181 218V217H189V215H190V213H191V207H190ZM66 206V207H65ZM216 206V205H215ZM15 207V206H14ZM51 207V206H50ZM118 207V208H117ZM211 207V206H210ZM32 208V207H31ZM117 208V209H116ZM174 208V207H173ZM206 208V207H205ZM204 208V210H206V212H205V214L207 213V212H209L210 210L207 208V209H205ZM212 208H214V207H212ZM212 208H211V210H212ZM20 209V208H19ZM29 209V208H28ZM33 209V208H32ZM80 209H81V207H80ZM170 209H172V208H170ZM176 210H177V208H175ZM180 209V208H179ZM178 209V210H179ZM197 209V208H196ZM195 208H193V210L195 211L196 210ZM77 210V209H76ZM157 210H156V212H157ZM174 210V209H173ZM24 211V210H23ZM30 211H31V209H30ZM78 211V210H77ZM175 211V210H174ZM201 211V210H200ZM22 212V211H21ZM28 212V211H27ZM175 212H177V211H175ZM16 212H14L13 211V213L12 212H7L6 213V215L5 216H7L8 218H12L13 217V215L15 214ZM18 213V212H17ZM22 213H24V212H22ZM48 213V212H47ZM196 213H198V212H196ZM200 213H202V212H200ZM41 214V213H40ZM116 214V215H117ZM193 214V213H192ZM199 214V213H198ZM19 215H21L20 213H19ZM178 215L176 216V219H178ZM208 215V214H207ZM211 215V214H210ZM216 215H218V214H216ZM24 216H25V213H24ZM30 216V215H29ZM46 216V215H45ZM203 216H204V213H203ZM2 217V216H1ZM20 217V216H19ZM207 217V216H206ZM231 217V216H230ZM229 217V218H230ZM6 218V217H5ZM4 218V216H3V219H5ZM15 218V217H14ZM26 218V217H25ZM32 218V217H31ZM114 218V217H113ZM117 218V217H116ZM157 218V217H156ZM155 218V219H156ZM203 218V217H202ZM27 219V218H26ZM30 219V218H29ZM40 219H41V217H40ZM83 219V218H82ZM172 219H174V218H172ZM127 220V219H126ZM15 219H6V221H5V224L4 225H0V232H4V229H8L7 227L8 226H12L13 224L15 225ZM138 223H139V221L138 220H136ZM199 221V220H198ZM13 222V223H12ZM30 222H31V219H30ZM34 222V221H33ZM256 222V221H255ZM264 222V221H263ZM262 222V223H263ZM11 223V224H10ZM200 223V222H199ZM234 223V222H233ZM90 224H92V223H90ZM119 224V223H118ZM206 224V223H205ZM248 224V223H247ZM20 225V224H19ZM23 225V224H22ZM264 225V224H263ZM91 226V225H90ZM228 226H229V224H228ZM16 227H17V225H16ZM113 227V226H112ZM230 227V226H229ZM232 227V226H231ZM18 228V227H17ZM26 228V227H25ZM233 228H234V226H233ZM244 228H246V227H244ZM227 230V229H226ZM26 232H29V230L27 229V231ZM25 232V233H26ZM126 232V231H125ZM257 232V231H256ZM114 233V232H113ZM26 234H28V233H26ZM30 234V233H29ZM0 236H1V234H0ZM6 237L5 238H3L4 240H6L7 239V241H9V239H10V236H8V235H5ZM124 236H125V234H124ZM130 236V235H129ZM128 236V237H129ZM2 238V237H1ZM14 238V239H13ZM126 238V237H125ZM153 238V237H152ZM2 240V239H1ZM239 241V240H238ZM237 242V241H236ZM131 243V245L133 246V243L132 242H130ZM264 243V242H263ZM79 244V243H78ZM83 244V243H82ZM82 244H80L79 245V247L82 245ZM120 244V243H119ZM153 244V243H152ZM155 244V243H154ZM176 244H177V242H176ZM113 245V244H112ZM118 245V244H117ZM232 245V244H231ZM206 246H208V245H206ZM122 247V246H121ZM16 248V249H15ZM71 248V249H70ZM81 248V247H80ZM153 248V247H152ZM66 249H68V251L66 250ZM77 249V248H76ZM111 249H114V247L113 248H111ZM120 249H122V248H120ZM139 249H143V248H139ZM138 249V250H139ZM145 249V248H144ZM149 249L150 248H148L147 249V251H149ZM13 250V249H12ZM11 250V251H12ZM13 250V251H14ZM23 251H21V252H23ZM72 251V250H71ZM142 251V250H141ZM151 251V250H150ZM205 251V250H204ZM247 251V250H246ZM23 252V253H24ZM26 252H31L30 254H27ZM140 252V251H139ZM146 252V251H145ZM206 252V251H205ZM72 253L74 254V252L72 251ZM109 253H112L111 252V250L109 251ZM164 253V252H163ZM174 253V252H173ZM116 254V253H115ZM119 254V253H118ZM121 254V253H120ZM140 254H142V253H140ZM147 254V253H146ZM161 254V253H160ZM215 254V253H214ZM108 255H110V254H108ZM107 255V256H108ZM117 255V254H116ZM186 255V254H185ZM209 255V254H208ZM207 255V256H208ZM19 256V255H18ZM113 256H114V254H113ZM141 256V255H140ZM162 256V255H161ZM19 257H21V256H19ZM119 257H120V255H119ZM147 257V256H146ZM123 258V257H122ZM188 258V257H187ZM192 258H194V257H191V259ZM15 259V258H14ZM16 259H18V258H16ZM15 259V260H16ZM19 259H21V258H19ZM22 259V260H23ZM45 259V260H44ZM157 259V258H156ZM156 259L154 260V263L153 264H155V262H157L156 261ZM223 259V258H222ZM25 260V259H24ZM53 260V259H52ZM115 260V259H114ZM121 260V259H120ZM137 260V259H136ZM133 261L132 260V258H129L126 262H125V260H122V261H117L118 262V264H136V262H138V261ZM106 261V260H105ZM139 261H140V259H139ZM160 261V260H159ZM19 262V261H18ZM24 262V261H23ZM115 262V261H114ZM116 262V263H117ZM135 262V263H134ZM48 263V262H47ZM63 263V262H62ZM115 263V264H116ZM20 264H22V262L20 263ZM53 264H61L60 262L59 263H53ZM102 264V263H101ZM108 264V263H107ZM156 264H159V262H157Z\"/></svg>","mask_w":264,"mask_h":264}]
</instances>
